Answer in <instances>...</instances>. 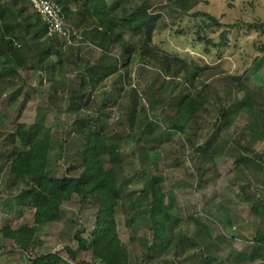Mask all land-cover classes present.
Masks as SVG:
<instances>
[{
  "label": "rangeland",
  "instance_id": "1",
  "mask_svg": "<svg viewBox=\"0 0 264 264\" xmlns=\"http://www.w3.org/2000/svg\"><path fill=\"white\" fill-rule=\"evenodd\" d=\"M4 2V0H0ZM67 5L72 11L78 12L80 8L75 0H66ZM114 2L115 0H108ZM142 0H129L128 7L135 8L141 5ZM151 1V0H149ZM228 6L227 10H217L219 2ZM202 4L198 5L195 12L199 10L215 11L217 17L223 15V23L230 24L239 21L237 13L242 15L243 22H252L264 24V0H201ZM200 2V3H201ZM213 2L212 4H210ZM204 3H208L205 5ZM166 6V7H165ZM222 7V5H220ZM165 7V8H163ZM169 7V8H168ZM230 7V8H229ZM164 10H163V9ZM29 12L33 11L32 6L28 5ZM162 11L161 21L157 32L154 36V44L162 51H168L171 56L185 57L186 61L193 60L200 64L205 71L198 69L194 65L189 68L193 73H198L199 78L196 80V86L199 91H206L208 102L206 112L211 116L210 120L206 115H201L197 122L193 123L187 130L186 136L171 131L169 129L170 118L177 120L175 107L181 101L185 92L180 87H169L164 75L155 72L153 64H141L137 61L131 69L122 68L126 76L129 73L130 78L123 81L117 80V75L109 76L105 81H100L98 86L93 88L88 85L84 78L86 66L89 63L96 64L101 57L100 48L84 42L83 47L79 49L82 38L79 30H76V21L70 16L71 34L77 40V45L72 49H62L59 57L53 58L56 63L54 74L49 77L45 73L31 74L30 83L33 87L30 93L13 105H2V115L0 116V155L7 153V138L15 130L17 124L33 125L37 118H45L46 127L51 129V147L49 151L47 175L61 179L65 176H77L81 174L80 166L82 153H85L86 137H83L81 130L89 119H97L99 114L96 112L100 105L109 107L107 112L112 113L107 123V131L110 136L115 132L125 131V126L120 121L125 122L126 106L129 105V94L127 90L136 89L142 95L151 86V81L158 80L157 85L150 91L156 94V91H165V101L162 102L156 111L151 112L148 101L145 107L149 111L150 117L154 120L160 129L155 128L157 135L162 140L154 142L148 146L153 151L150 158L140 154L144 143L139 142V136L125 138L121 142L122 162L116 167L118 177L122 187V196L124 203L117 210L116 221L119 239L125 248V253L129 257V264H160L163 257L153 261L148 260L151 247L155 242V233L145 227L141 220H135L132 226L128 227L127 221L134 215L142 213L150 208L148 201L144 200L146 182L152 176H159L165 179L163 189L165 192L174 193L177 196L178 206L175 207L174 221L168 226L170 238L176 239L175 243H182L186 255L181 256L183 250L169 256L175 264H179L181 259L188 256L199 255L208 251L220 256L219 262L215 264H264V262H251L249 255L254 245L255 236L259 231H264V158L258 163V168L251 166L249 169L239 167L229 157V150L233 141L240 140L243 145L251 144L253 141L249 134L257 136L258 131H248L245 129L248 120L257 112L244 113L233 124L232 128L223 132L225 143L222 150L216 157V167L210 166L207 170L205 183L199 181L196 175V168L192 163L195 157V151L186 145V138H190L196 145H202L207 135L206 130L200 131L210 122L220 117L217 111H222L224 103L232 101H242L243 93H240L231 84L230 77H240L244 71L249 70L245 76L244 82L248 88L252 86H261L259 81L264 80V36L260 32L242 31L229 34L230 43L236 40L240 41V49L223 48L218 50L211 47L210 54L205 52V45L199 41L198 30L202 25L200 19L186 17L185 21L179 22V18H174V11L170 14L171 8L168 2H152L149 13ZM191 11L192 13H195ZM225 15V16H224ZM177 21L178 24H175ZM69 25V24H68ZM70 26V25H69ZM197 26V27H196ZM180 33L179 31H181ZM221 30L220 32H222ZM220 32H206L216 43L219 42ZM139 35L125 33L124 41L138 47ZM42 37V41H45ZM17 42V41H16ZM17 46H21L17 42ZM75 43V41L73 42ZM121 45V43H119ZM247 45L250 46L248 49ZM115 46L114 54L120 56L124 61V55L119 51L120 46ZM153 48V46H152ZM247 48V49H246ZM158 51V50H157ZM158 54L164 55L161 51ZM3 66L0 58V74L8 71V66ZM127 71H129L127 73ZM26 75V74H25ZM181 83L190 86L195 80H187L184 75L179 76ZM132 78V88L129 87V80ZM262 79V80H261ZM117 80L118 82H116ZM230 84H229V81ZM19 79H6L0 76V93L4 98L10 97V92L18 86ZM180 85L179 81L175 82ZM228 84V85H227ZM121 89L122 92H121ZM252 89V88H250ZM258 105H255L256 111H264V89L259 90ZM6 95V96H5ZM83 95L89 102V105L78 111L77 96ZM145 96V95H144ZM30 97V98H29ZM3 98V99H4ZM26 98H29L27 100ZM25 102V105H24ZM260 104V106H259ZM24 105V106H23ZM258 112V113H259ZM218 114V115H217ZM215 118V120H213ZM125 119V120H124ZM84 125V126H82ZM95 126V125H93ZM92 126V127H93ZM127 131V130H126ZM209 133V132H208ZM197 135V136H196ZM257 140V137H255ZM254 142L253 150L261 153L264 143ZM17 144H20L17 142ZM254 157V154L251 155ZM144 159H143V158ZM6 158L0 156V229L9 226L14 229L24 224H33V212L30 209L18 206L16 197L20 195V190L27 188L26 183H19L12 189H9L10 174L9 165L5 162ZM148 159V160H147ZM257 161V160H256ZM153 164L157 165L154 167ZM206 169H209L207 166ZM242 183L250 197L260 201L263 205L259 212L255 211L254 206L243 197L244 194L239 190ZM202 185V186H201ZM246 186V187H245ZM93 199H82L77 195L73 196L72 201L65 202L61 208L62 219L52 224L38 227L35 238V245L27 252L21 251L14 241L5 239L0 236V264H31L30 260L38 255L45 253H61L65 259L64 264H81L91 263L100 264L91 251H83L76 238L77 234H82V238L89 239L91 232L95 229V218L98 214V205ZM248 203H247V202ZM253 203V205H254ZM262 215V216H261ZM197 220V222H196ZM181 232V235L179 234ZM191 242V249L187 246ZM71 250L70 258L67 250ZM178 254L177 256H175ZM196 264L191 262L190 264Z\"/></svg>",
  "mask_w": 264,
  "mask_h": 264
},
{
  "label": "trees",
  "instance_id": "2",
  "mask_svg": "<svg viewBox=\"0 0 264 264\" xmlns=\"http://www.w3.org/2000/svg\"><path fill=\"white\" fill-rule=\"evenodd\" d=\"M48 1L61 7L66 18V29L72 27L71 20L68 19L70 17L73 20L77 18L76 30H79L78 32L82 37L79 49L83 47L84 42H89L90 45L93 44L102 50L101 57L96 64L88 62L83 75L86 79L84 82H87L94 90L100 81H105L109 76L117 75V80L123 82L125 79L130 78L129 71H127L126 76L121 69H127L129 66L132 69L137 61H141V64H153L155 72L160 75L165 74V77L169 79H164L168 88L180 87L185 92L181 101L175 107L177 120L170 118L169 121V129L184 136H186L188 128L197 122L201 115H206L209 120L211 118L206 112L208 102L206 91H199L195 85L199 74H192L189 69L192 68V65L203 71L207 68H203L193 60L186 61L185 57L171 56V53L162 51L154 44V36L158 30L159 21L162 19L160 15L162 11L150 14V4L155 1L163 4L168 2L171 8L170 14L175 11L176 15L173 13L174 18H179L180 24L185 21L186 17L200 19L202 25H200L197 34L199 41L205 45L207 54H210L211 47L218 50L223 48L239 50L240 41L236 40L230 43L229 39V34L238 31V29L242 31L249 30L254 33L260 32L264 36L263 23H256L254 20L253 23L243 22L242 15L239 13H237L239 21L225 24L223 23V15L217 17L215 11L199 10V12H195L197 6L203 3L201 0H142V4L135 8L128 7L129 0H115L114 2L108 0H75L78 8H80L78 12L72 11L66 0ZM253 1L252 4L256 3L257 0ZM204 4L207 5L208 3ZM28 5L29 3L25 0L0 1V58L3 66L6 65L5 67L8 66L9 68L6 73H2L0 76H4L6 79L20 80L18 86L10 92L9 99L4 98L3 94L0 93V116L2 115V105H13L30 93L33 87V84L30 83L31 74H36V72L45 73L50 77L54 74L56 68V63L53 61L54 56L58 57L56 61L60 63L61 50L75 48L77 44L76 38H73L75 43H68L67 40L57 35L47 36L48 26L46 21L33 8V11L29 12ZM214 6L220 11L228 9V6H225L221 1ZM191 11L195 13L191 14ZM174 23L178 24L177 21H174ZM221 30L223 31L220 32ZM207 31L210 33H213V31L220 32L219 42L216 43L209 37L206 34ZM126 32L139 35L141 45L134 47L129 43H125L124 35ZM179 32L182 33V29ZM43 36L46 38L45 41H42ZM16 41L21 46H17ZM117 45L120 46L118 52L125 56V61L114 54L115 46L118 48ZM247 47L250 49L249 45ZM157 50H160L164 55L158 54ZM249 70L244 71L240 77H230L231 84L235 85L240 93H243L244 99L224 103L222 111H217L220 117L216 116V120L213 119L215 121L211 126L209 122L207 126L199 129L200 131L206 130V132H209H207L206 141L197 146L190 138H186V145H190L189 148L195 151V157L191 161L194 168H196V175H199V181L203 184L207 176L205 171H210L211 165L214 168L216 167V157L220 154L222 145L225 143L224 130L226 132L227 129L232 128L243 112H251L252 114L257 112L253 114L254 117L252 116L248 120L245 129L251 132L258 131L259 133L257 136L249 134L253 141L248 145H243L240 140L233 141L230 144L229 157L240 168L249 169L251 166L255 168L261 166L258 161L264 158V147L261 153H256L253 150V144L255 141L259 142L260 139L264 143V111L262 109L260 112L259 109L252 110L255 109V105H258L256 95L259 94V90L264 89V80L259 81L261 86L258 87L256 84L250 87L252 89L248 88L244 80L250 72ZM182 75L187 77L188 81L195 80V83H192L191 86L190 84L181 83L179 76ZM117 80L115 81L118 82ZM130 81H132V78L129 80V87L132 86ZM176 81H179L180 85H177ZM157 82L158 80L151 81V86L145 91V96L136 89L127 90L129 105L126 106L123 115L126 120L124 119L125 122L120 121V124L125 126V131L115 132L112 136L108 134L107 123L112 113H108L109 107L103 105H100L99 109L96 110L99 114V117H95L97 119H89V122L84 124L85 126L82 125L84 126L82 128L88 126L84 129L85 131L81 130V134L87 140L85 153H82L83 160H81L79 166L82 167V171L77 176H65L58 179L47 175L52 133L51 129L45 125V118H37L35 123L30 126L17 124L15 130L7 138V153H1L0 156L6 158L5 162L7 166L9 165V174L13 182L11 185L16 183H26L27 185V188H24L22 193L16 197V204L22 208L28 207L33 212V224H24L16 229L5 226L0 229V236L14 241L21 251H29L35 245L38 227L60 221L62 219L61 208L63 204L72 201L73 196L77 195L82 199H93V202L98 205V214L95 218L96 226L94 231L91 232L90 238L84 239L82 234L76 235L82 250L85 252L91 251L92 255L100 261V264H129V257L124 251L126 247L119 239L115 218L118 208L125 202L116 167L123 159L121 142L125 138L138 135V141L144 143L140 154H143L146 158H150L154 148L148 149V146L162 140L160 137L156 139L157 132L155 128L160 129V126L154 123L145 107L147 103L144 102L147 99L150 111L153 112L165 101L167 90L166 92L158 90L156 94L150 95V91L157 85ZM257 97L259 96L257 95ZM29 98L26 99L29 100ZM76 100L79 113L90 102L83 95H78ZM255 137H257V140ZM17 142L20 144H17ZM252 154H254V157L251 156ZM153 166L157 167L155 164ZM207 166H209V169H206ZM164 182L165 179L159 176H152L146 182L142 195L144 200L150 204V208L134 215L127 221V225L133 228L134 221L141 220L145 223L146 228L155 233V242L151 247L150 255H147L149 261L163 257L164 259L160 264H175L171 259H168L169 256H172L173 252L179 253L180 250H183L181 256H185L187 252L184 247L178 248L183 245L179 243V240L178 243H175L176 239L172 240L170 238L169 230L172 229L168 224L173 223L175 220L174 212L176 211L175 207L178 206V199L174 193L164 191ZM246 189L242 183L239 185V190L244 194L243 197L252 204V209L254 206L255 211L259 212V209L263 207L262 203L260 201L254 203ZM179 234L181 235V232ZM174 244H178V247ZM193 244L188 240L186 247L188 246L191 249ZM66 250L71 258V250L68 248ZM198 254L182 258L179 264H190L191 262L215 264L221 261L220 256L212 252L205 251ZM249 260L254 263L264 262V231H259L255 236ZM30 263L64 264L65 259L61 253L51 252L32 258ZM81 264L91 263L83 262Z\"/></svg>",
  "mask_w": 264,
  "mask_h": 264
},
{
  "label": "built area",
  "instance_id": "3",
  "mask_svg": "<svg viewBox=\"0 0 264 264\" xmlns=\"http://www.w3.org/2000/svg\"><path fill=\"white\" fill-rule=\"evenodd\" d=\"M39 16L46 21L48 26L47 36H59L62 39L71 40V30L66 29V18L61 7L50 3L48 0H27ZM71 43V42H70Z\"/></svg>",
  "mask_w": 264,
  "mask_h": 264
},
{
  "label": "crops",
  "instance_id": "4",
  "mask_svg": "<svg viewBox=\"0 0 264 264\" xmlns=\"http://www.w3.org/2000/svg\"><path fill=\"white\" fill-rule=\"evenodd\" d=\"M10 179H11V177H10ZM11 183H13V182L10 180V181H9V185L7 186L9 189H12L11 187L14 188L15 186H18V184H19V183H16L15 185H11ZM22 190H23V189L20 190V192H19L20 194L22 193Z\"/></svg>",
  "mask_w": 264,
  "mask_h": 264
},
{
  "label": "clouds",
  "instance_id": "5",
  "mask_svg": "<svg viewBox=\"0 0 264 264\" xmlns=\"http://www.w3.org/2000/svg\"><path fill=\"white\" fill-rule=\"evenodd\" d=\"M25 1H27V0H25ZM28 2V1H27ZM29 3V2H28ZM29 5H31L30 3H29ZM32 6V5H31ZM32 8H33V6H32ZM33 10H34V8H33ZM35 11V10H34ZM70 30H71V32H72V34L74 33V29H71L70 28ZM82 38V37H81ZM77 40H80V39H77ZM77 45V44H76Z\"/></svg>",
  "mask_w": 264,
  "mask_h": 264
}]
</instances>
